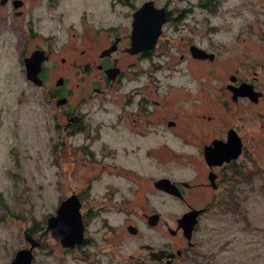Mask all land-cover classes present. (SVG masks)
I'll return each instance as SVG.
<instances>
[{"label":"flooded vegetation","instance_id":"flooded-vegetation-1","mask_svg":"<svg viewBox=\"0 0 264 264\" xmlns=\"http://www.w3.org/2000/svg\"><path fill=\"white\" fill-rule=\"evenodd\" d=\"M154 3L167 12L156 45L131 52L134 13L144 6L146 12L139 25L145 30L138 34L153 33ZM198 5L207 9L209 0ZM191 8L172 9L168 0H0V56L5 50L9 59L12 53L8 50H13L24 65L27 82L34 83L27 77L25 59L42 52L38 71L42 83H35L42 88L44 101L51 103L53 128L59 137L57 147L61 151L67 138L73 153L68 151L70 157L65 164L69 190L59 203L75 194L83 223L82 238L73 246L65 245L51 231L42 234L46 226L38 235L26 228L40 241L33 248L32 264L36 249L46 247L48 233L55 245L46 248L49 252L43 254L41 264H188L198 255L197 232L209 214L233 198L239 184L253 181L255 135L243 131V123L238 124L237 106L251 102L262 113L264 85L257 75L250 77L244 72L247 54L237 53L234 70L219 78L209 76L205 68L196 69L188 80L182 78L190 72L173 79V75L161 77L149 69H133L144 73L141 84L132 83L135 75L127 77L126 67L133 65L126 63L127 58L142 62L153 57L166 24L176 25ZM184 40L179 43L180 49H175L180 51L179 60L199 65L219 61L218 52L197 41ZM191 44L213 52L214 57L194 56ZM59 61L65 63L61 64L63 70L67 65L74 67L71 87L63 74L47 85L48 73L58 67ZM219 68L213 65L209 71L215 73ZM59 77L62 83H57ZM165 80L169 84H154ZM247 84L261 92L257 100L235 95ZM60 98L64 101L58 103ZM93 113L111 116L93 117ZM239 138L242 148L236 156L215 157L222 149L236 152ZM155 139L165 142L157 146ZM206 147L216 152L213 157L205 156ZM158 150L164 157L169 155L168 159L176 157L183 167L154 175V152ZM160 177L170 179L169 190L155 184ZM154 194L172 201L168 216L142 207L144 201L154 204ZM127 203L139 205L128 207L136 213L132 220L124 216ZM154 213L158 214L156 221ZM154 229L159 232L156 236ZM127 237L142 240L127 252ZM26 241L23 246L30 245ZM18 248L6 258L8 264ZM49 254L52 260L48 263Z\"/></svg>","mask_w":264,"mask_h":264},{"label":"rangeland","instance_id":"rangeland-1","mask_svg":"<svg viewBox=\"0 0 264 264\" xmlns=\"http://www.w3.org/2000/svg\"><path fill=\"white\" fill-rule=\"evenodd\" d=\"M165 0H158L159 3ZM172 9L192 6L191 10L176 25L166 24L165 33L159 39L154 56L144 61L127 58L128 76L135 75L132 83H143L144 73L133 69L152 70L159 76L180 75L187 72L188 80L196 69L205 68L210 75L224 77L234 70L237 53H245L244 72L250 77L257 75L264 85V1L263 0H209V8L200 7L199 1L168 0ZM113 19V14H110ZM249 24V27H247ZM253 26V27H252ZM246 37L242 40L237 37ZM194 40L209 50L220 54L219 61H205L199 65L192 60H179L180 42ZM178 49V50H175ZM0 56V264H8L11 251L27 244L25 229L30 228L36 235L39 226H46L47 217L55 213L59 200L68 192L66 162L72 147L67 138L62 149L57 147V132L51 119V103L41 97L42 88L35 82L28 83L22 72L24 65L13 50L9 59L6 51ZM176 53V54H175ZM225 59V60H223ZM223 63L221 65L220 63ZM51 68L47 85L63 74L68 87L74 84V67L56 62ZM69 62H67L68 64ZM50 65V63H48ZM62 64V65H61ZM218 66L211 73V66ZM249 66V67H248ZM8 68V72L7 69ZM247 68L249 71H247ZM157 70V71H155ZM247 71V72H246ZM255 71L257 73L255 74ZM92 77V74L91 76ZM173 77V79H175ZM181 79V81H183ZM169 84L168 80L154 84ZM44 101V102H43ZM90 106V104H89ZM238 124L242 130L255 135L254 174L251 183L239 184L235 196L217 205L198 230V255L189 259L192 264H264V109L258 113L256 104L238 103ZM264 108V107H263ZM224 116L232 121L226 113ZM93 117L106 116L93 113ZM164 140L155 139L160 146ZM62 152V153H61ZM162 151L154 152V175L167 170L181 169L177 158L162 156ZM73 155V153H72ZM181 159V157H179ZM90 169V167H89ZM82 171V170H81ZM163 195L154 194V204L144 201L143 208H154L168 216L173 204ZM125 217H136L133 209L138 204H126ZM123 215V213H121ZM3 215L4 219L1 218ZM159 232L154 229V236ZM46 247L37 250L35 264H41V257L54 247L53 238L48 233ZM141 237L126 240V251L137 244ZM47 248V249H46ZM54 254V253H53ZM49 263L52 255L46 257Z\"/></svg>","mask_w":264,"mask_h":264},{"label":"water","instance_id":"water-1","mask_svg":"<svg viewBox=\"0 0 264 264\" xmlns=\"http://www.w3.org/2000/svg\"><path fill=\"white\" fill-rule=\"evenodd\" d=\"M144 6L137 9L134 13V28H133V41L129 50L131 52H138L142 49L152 48L156 45L157 39L161 33L162 25L167 20V12L165 7H157L154 3V27L153 33H147L145 35L138 34L139 31H144L145 27L139 25V19L146 12L143 10ZM190 50L194 56L197 57H214L213 52H209L204 48L197 46L196 44L190 45ZM42 52H34L30 57L25 59L27 77L34 82L41 84L42 80L38 76V71L41 69L43 56ZM113 68V67H112ZM110 68V69H112ZM109 77H113L107 70ZM63 78L59 77L57 83H62ZM259 91L254 89L253 84H247V87L235 92V95H247L252 100H257L259 96ZM64 100L60 98L58 103L63 102ZM233 138L229 140H233ZM242 146V141L239 138L238 149L236 152H233L230 149H222L220 152H217L215 157L218 158H230L231 156H236L240 151ZM216 152L210 151L208 147L205 149V156L208 158L213 157ZM222 159H220L221 161ZM155 184L158 187H161L165 190L171 188V181L167 177H160L156 179ZM158 217L157 213H154V221ZM47 231H51L52 236L60 238L65 245L73 246L76 242H79L82 238L83 233V223L80 216V201L75 194H70L64 199H62L55 211V213L50 214L47 217L46 227L43 230L42 234ZM25 238L30 242L29 246H23L16 250V253L13 259L9 264H32L33 258V248L40 244L39 238L32 236V234L25 230Z\"/></svg>","mask_w":264,"mask_h":264},{"label":"trees","instance_id":"trees-1","mask_svg":"<svg viewBox=\"0 0 264 264\" xmlns=\"http://www.w3.org/2000/svg\"><path fill=\"white\" fill-rule=\"evenodd\" d=\"M43 226L41 225V226H39L38 228H39V230L42 228ZM31 230H33V228L31 229Z\"/></svg>","mask_w":264,"mask_h":264}]
</instances>
